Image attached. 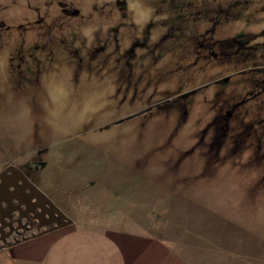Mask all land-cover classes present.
<instances>
[{
	"label": "rangeland",
	"instance_id": "1",
	"mask_svg": "<svg viewBox=\"0 0 264 264\" xmlns=\"http://www.w3.org/2000/svg\"><path fill=\"white\" fill-rule=\"evenodd\" d=\"M49 1L0 0V174L23 169L78 228L149 234L191 264H264V0H66L84 6L66 16ZM212 28L251 35L257 68L226 76L200 55ZM22 196L40 227L3 248L69 225Z\"/></svg>",
	"mask_w": 264,
	"mask_h": 264
},
{
	"label": "crops",
	"instance_id": "2",
	"mask_svg": "<svg viewBox=\"0 0 264 264\" xmlns=\"http://www.w3.org/2000/svg\"><path fill=\"white\" fill-rule=\"evenodd\" d=\"M166 244L127 227L94 232L71 222L57 229L47 227L37 237L6 250L9 264H191Z\"/></svg>",
	"mask_w": 264,
	"mask_h": 264
},
{
	"label": "trees",
	"instance_id": "3",
	"mask_svg": "<svg viewBox=\"0 0 264 264\" xmlns=\"http://www.w3.org/2000/svg\"><path fill=\"white\" fill-rule=\"evenodd\" d=\"M167 4H168L167 5L168 10L172 11L174 6L178 4V0H168ZM203 33L206 34V32H203ZM207 33H209V35L211 36L210 40L213 43V45L209 46V44L204 43L203 46L201 47L202 51H201L200 55H205V57L208 58L209 61L213 64L215 63L218 65H222V67H224V69H225L222 71H224L226 73L225 74L226 76H232L233 77L234 75L238 74L241 70H244L246 68H250V67L252 69L257 68V66H258L257 64L249 65V64H247V62H244L245 59L248 60V58L254 57V53L259 54V52L256 50V48H258V46H256L257 44H255L251 41L252 40L251 35H248V34L244 35L242 38L243 41L240 43L235 39L236 37L233 36L232 34L220 36L219 34H217L215 28H212ZM217 35H219V36H217ZM248 42L250 45H245ZM241 49H244V50L240 51ZM227 51L230 53V55L236 54V57L232 58V59L229 58V61H228ZM241 52H243V53H241ZM238 54H240V55L238 56ZM243 55L244 56L247 55V57L242 58ZM263 66H264V64H263ZM261 79L264 80V77H262ZM260 82L261 81H259L257 83V85L255 84L256 85V91H258V93H262V92L264 93V85ZM233 100H235V99H233ZM261 115H262V113H261ZM255 122H256V120L254 117L253 118H251V117L247 118V123L254 125Z\"/></svg>",
	"mask_w": 264,
	"mask_h": 264
},
{
	"label": "flooded vegetation",
	"instance_id": "4",
	"mask_svg": "<svg viewBox=\"0 0 264 264\" xmlns=\"http://www.w3.org/2000/svg\"><path fill=\"white\" fill-rule=\"evenodd\" d=\"M164 1V0H163ZM75 2V1H74ZM49 4L52 5L53 10L57 11V13L59 14V12L61 13L60 15H64L66 16L67 14L69 15H78L81 12V9L84 6L81 5H74L72 7V9L68 12L71 13H66V0H50ZM121 3L119 4H115V5H111L112 9H122V6H120ZM167 5V2H166ZM177 7V5H175ZM99 8H106L107 10L109 9V6H102ZM97 9V8H96ZM93 9V10H96ZM174 9H176L174 7ZM86 12V11H85ZM173 12V10H172ZM6 13L3 14V16H5ZM134 116V115H133ZM25 176L28 177V173L24 172L23 169H20ZM19 185V184H16ZM22 185V184H20ZM27 192V191H26ZM21 195V196H20ZM15 198H17L16 200H12L10 202V205H5V208H1V215H7V207H12V211L9 214V218H0V238H2L3 240H0L2 242V245L0 244V249L2 247V249H6L3 248L5 245L7 247L8 241H12L15 237H22L23 235L25 236L27 233H31L33 232L32 230H34L37 226L38 223L35 220L36 218H34L33 215H35V213H38V210H34L33 207L38 206V204L36 205V203L39 201H35V203L33 204V201H30L29 203L25 200V198L22 196V194H15L14 196ZM20 197V198H19ZM34 212V213H32ZM33 214V215H32ZM40 226H38L39 228ZM37 228V229H38ZM7 237V238H6ZM6 239V241L4 240ZM11 249V247H9ZM8 248V249H9Z\"/></svg>",
	"mask_w": 264,
	"mask_h": 264
},
{
	"label": "water",
	"instance_id": "5",
	"mask_svg": "<svg viewBox=\"0 0 264 264\" xmlns=\"http://www.w3.org/2000/svg\"><path fill=\"white\" fill-rule=\"evenodd\" d=\"M8 171H9V173H8ZM0 179H1V182H0V204H1V201L3 199H7L10 203V201L12 200V199H10V197H12V195L15 196V194H23L25 189L27 188L30 191H32V193H35L39 198H41V200H44L45 203H47L51 209H55L57 211V209L52 204V202H50L44 196V194H42L39 190H37L33 186V184H31L26 179V177L21 172V170L19 168H17L16 166L9 165L6 169H4L3 172L0 174ZM8 179H10L9 183H8ZM17 180H21L22 185H16ZM10 185H13L14 189L11 191L12 195H9V197H8L7 191H8V186H10ZM12 209H13L12 207H7V212H8L7 216H9ZM57 212L59 213V216L62 220L65 219L63 222L64 224L70 222V220H66V217L64 216V214L60 213L59 211H57ZM0 240H3V239L0 238Z\"/></svg>",
	"mask_w": 264,
	"mask_h": 264
}]
</instances>
